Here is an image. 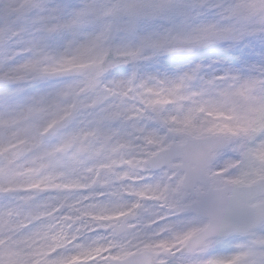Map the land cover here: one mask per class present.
<instances>
[{
    "label": "snow or ice",
    "instance_id": "snow-or-ice-1",
    "mask_svg": "<svg viewBox=\"0 0 264 264\" xmlns=\"http://www.w3.org/2000/svg\"><path fill=\"white\" fill-rule=\"evenodd\" d=\"M0 264H264V0H0Z\"/></svg>",
    "mask_w": 264,
    "mask_h": 264
}]
</instances>
